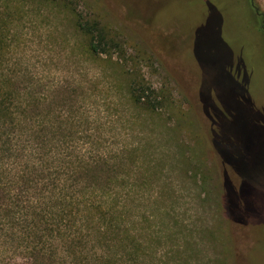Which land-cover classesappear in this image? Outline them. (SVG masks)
Here are the masks:
<instances>
[{"label":"rangeland","instance_id":"374dc122","mask_svg":"<svg viewBox=\"0 0 264 264\" xmlns=\"http://www.w3.org/2000/svg\"><path fill=\"white\" fill-rule=\"evenodd\" d=\"M232 1L237 8L244 2ZM255 1L264 12V0ZM223 2L218 33L217 17L205 21V0H0V85L16 87L14 108L20 105V110H26L27 101L30 105L17 115L19 123L1 131L3 150L9 136H14L13 148H30L31 140L23 130L31 121L41 120L43 127L57 129L50 141L51 154L46 157L47 149L38 154L41 166L67 179V185L88 181L77 170L94 161L82 149L89 132L95 131L96 156L112 157L116 164L115 189L93 184L96 192L113 199L112 224L108 230L94 223L83 229L82 255L90 253V258L82 264H121L128 259L125 251L132 253V264H264V145L258 148L256 160L245 164L234 160L239 164L236 169L233 161L226 162L228 166L221 163L210 138L217 119L205 109V100L198 96L200 87L196 88L203 69V88L213 102L217 105L215 89H224L227 105L238 108L236 125L220 131L230 140L219 144L220 151L222 146L228 148L226 144L241 145L252 132L264 139L258 125L264 123V56L259 48L252 57L255 61L247 63L248 45L254 40L243 32V21L231 0ZM74 12L106 26L120 53L87 55L84 37L73 29ZM196 23H205V32L196 46L193 41L191 50L188 31ZM254 39L264 48L262 33ZM131 75L153 91L156 110L145 111L128 100L125 84ZM241 83L252 96L258 118L245 120L244 114L252 117L253 110L232 92L233 84L237 91ZM66 119L75 122L73 129ZM64 135L73 138L65 139L74 142L68 149L63 146ZM6 155L0 149L2 167L10 163ZM26 169L24 177L11 182L18 192L11 210L22 214L12 215L11 222L22 236L32 227L28 201L35 195L30 189L34 170L30 165ZM223 177L233 190L241 187L250 223L230 220ZM2 180L9 181L4 176ZM35 233L28 241L21 238L13 251L0 231V264H75L68 245L54 237L48 226L38 224ZM253 242L259 251L247 260Z\"/></svg>","mask_w":264,"mask_h":264},{"label":"trees","instance_id":"16d2710c","mask_svg":"<svg viewBox=\"0 0 264 264\" xmlns=\"http://www.w3.org/2000/svg\"><path fill=\"white\" fill-rule=\"evenodd\" d=\"M212 1L216 2L217 5L216 3L210 1L208 2L207 0H205V2L207 3L206 10L208 16L206 18L207 20L205 21L208 22L212 16L217 17V29L218 33H220L223 17L219 8L222 4H224V2L223 0ZM231 3L236 13L239 14L240 18L243 21V32L245 31L249 38L254 40L250 45H248L250 52L248 57L246 58L247 63L252 64L255 61V59H253L252 57H254L256 51L259 48L261 51L260 56H264V48L262 44L254 39V37L258 35L259 32L264 36V12L259 8L255 0H244L241 8H237V5L232 0ZM127 9L128 11L130 10L128 7ZM129 13L132 14L130 11ZM135 16L143 17V15L139 14H135ZM150 18H155V22H157L159 25L164 24L154 15H150ZM72 24L76 34L84 37V52L87 55L97 58L101 56L112 57L120 53V48L116 39L110 35L109 30L106 28V26L102 25L100 21L86 19L74 12V15H72ZM204 25L205 23L203 25H198L196 23L188 31L191 36V50L193 47V41L194 46L198 44V41H201L203 32H205ZM2 51L3 38H1L0 32V56L2 55ZM16 60L17 59H15V61ZM182 64L184 65L183 61ZM188 66L191 65H187L186 67ZM202 72L203 76L201 77L200 84L199 81H197L196 88L200 87L198 96L199 98H201V100H205V109L209 110L211 114L213 113L217 119V123L213 122V124L211 125V132L213 134L210 138L211 144L213 145L212 147L213 149L215 148L214 151L216 150L218 152L221 163L228 166L226 162L231 163L233 161L232 165H234V169H236L238 168L239 164L234 162V160L238 161L239 159H242L244 164L246 160H256L257 150L259 147H261V144L262 146L264 145V139L261 140L260 135L257 136V133H253L252 131V135L249 140L246 138L241 145L231 148V145L229 146L228 144H226L228 148L225 149V147L222 146L220 151L219 144L222 145L225 142L230 141L227 140V138H223L220 135V131L222 130V128H230L236 125V118L238 114L235 112V108L237 111L238 108L235 106V104H230L232 107H229L227 105V93L224 89L221 92L218 89H215L216 96L214 97V99L217 101L216 105L213 102L212 98H210L211 96H208L206 90L203 88V84L205 83V71L202 69ZM233 86H235V88L232 89V92L239 93V100L249 108L248 110H253V112L251 113L252 117L244 114L245 120L248 118L249 120H251V118L257 117V111L254 109L255 103H252L250 101V97L252 96L249 94V92H244L242 90L244 89L245 83H241V90L236 91L237 86L235 84H233ZM0 90H4V92L0 91V133H2L3 129H6L8 125H14V123L20 122L17 119V115H22L26 107L22 110H20V105L14 108L13 103L15 101L14 96L16 93V87H6L5 89L0 85ZM18 91L19 90H17V92ZM125 92L128 100L132 104H134L135 106L143 107V110L145 111L151 112L158 108L157 99L153 97V91L149 87H147L142 80H137L132 75L130 77H127ZM28 102L29 101L24 104L27 106V109L30 106L27 105ZM16 110H19V112L17 113ZM64 121H67L70 124L71 129H73L75 122L69 121L68 119ZM39 123H41V120L31 121L28 127L24 128L23 130L24 137H27V140H31L30 148H13L11 141H13L14 136H12L11 138V136H9L8 134L5 135L9 136L11 139L9 137L5 139L7 141V148L3 150L2 146L4 147L5 144L4 142L0 143V149L2 151H5V153L7 154V160L10 161V163H6V165H3V167V162L0 164V231L5 235L14 251V249H17L15 244H20L21 238L22 240L24 238V240L26 239L28 241V238L31 237V235L34 236L36 234V226L42 223L51 229L52 235L54 237H57L59 241H65L66 245H68V254L73 262L75 264H82L83 261H89L90 258V253H87L86 256L82 255L81 240L84 237L83 229L88 224L94 223V225L97 226L98 229L104 228L105 230H108L110 229L109 226L112 224V218L109 216V211L113 212L114 204L111 202V200L113 199H108L105 193L100 194L96 192L94 190V185L104 186L105 188L112 187L113 189H115L116 183H118L116 175L114 174V167H116V164L112 163V157L107 159L105 156H96L95 152H97L98 149H96L92 144V141L95 137V131L89 132L87 133L90 137L89 141L83 142V147H81L84 151L87 150V152L92 155L94 161L87 162L85 167H81L77 170L78 173L84 174V176L87 177L88 181L80 184L79 180H74L73 182L71 181L72 183H70V185H67V179L63 181L59 177H55L51 171L41 166V158H38V154H41L44 149L48 150V152L45 153L46 157L51 154L52 143H50V141L54 140L55 136H57V129H53L52 127L45 128ZM259 123V127L263 128L264 130V123ZM43 124H46V122H44ZM81 136H85V133ZM66 138H69L70 140H73V138H71L69 135H64L63 146L64 148L68 149L74 142H69L65 140ZM59 139L60 141L57 142V146L61 142L60 137ZM231 141H234L233 137L231 138ZM225 156L226 158H224ZM32 159H34L35 161H33ZM28 165H30L34 170V179L32 180L33 187L30 189L33 190L35 195L33 194L34 196L32 195L33 197L28 201V208L33 212V216L31 219L32 227H29L28 231L26 230V232L22 236L21 231L15 229L12 226V223H14V221L11 222V219L14 218L12 215H22L17 208V210L14 212H12L11 210V200L18 196V192L15 193L11 182H16L18 179L24 177L27 173L26 168L28 167ZM73 167L74 161L72 164V168L70 167V174L73 172ZM45 171H47V173H45ZM5 173H7V175H4ZM3 176L10 182L6 181L5 183L2 180ZM223 179V184L226 190L225 205L227 207V214L230 220L242 223H250L248 221L247 215V212L249 210L246 209L245 205L246 200H244L243 197L239 194V191H242L241 187L240 189L238 188V190L235 191L230 188L231 186L229 185V182L226 180V178L223 177ZM13 195L15 197H13ZM19 206L20 205H17V207ZM9 215L11 216L9 217ZM56 216H58V219L55 218ZM28 217L29 213H27V215H24V219L27 220ZM24 219L21 220L24 221ZM83 221L85 223H83ZM256 245L257 243L253 244L252 250L250 251L247 260H249V258L255 253L258 254L259 249L256 248ZM125 254L127 255L128 259L123 260L124 263L132 264V253L130 251H125ZM123 261L121 264H123ZM43 263L45 264V262Z\"/></svg>","mask_w":264,"mask_h":264}]
</instances>
